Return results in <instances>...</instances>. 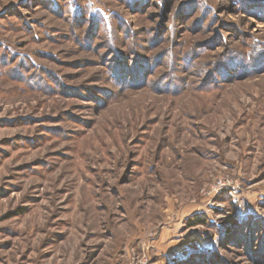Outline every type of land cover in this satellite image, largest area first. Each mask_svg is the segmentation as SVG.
Returning <instances> with one entry per match:
<instances>
[{
    "label": "rangeland",
    "instance_id": "1",
    "mask_svg": "<svg viewBox=\"0 0 264 264\" xmlns=\"http://www.w3.org/2000/svg\"><path fill=\"white\" fill-rule=\"evenodd\" d=\"M0 264H264V0H0Z\"/></svg>",
    "mask_w": 264,
    "mask_h": 264
}]
</instances>
